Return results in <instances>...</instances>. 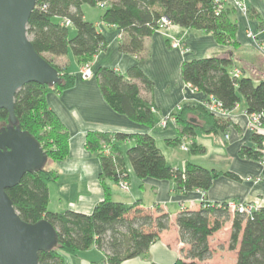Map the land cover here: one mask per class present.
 Returning a JSON list of instances; mask_svg holds the SVG:
<instances>
[{"label":"trees","instance_id":"1","mask_svg":"<svg viewBox=\"0 0 264 264\" xmlns=\"http://www.w3.org/2000/svg\"><path fill=\"white\" fill-rule=\"evenodd\" d=\"M104 3L101 21L114 27L119 34L118 49L122 53L140 57L144 41L159 29L163 19L182 30L212 34L218 44L236 46V24L230 16L232 8L217 12L215 0H36L29 16L26 33L35 52L60 74L61 81L53 86L30 83L14 96V114L21 130L28 132L40 144L47 159L61 161L68 154L66 129L48 108L44 95L48 91L64 92L75 82L73 75L48 60L44 55L64 56L69 51L81 64L105 49L107 42L96 26L85 20L82 6L98 7ZM58 20L55 22L54 20ZM70 26H65L64 21ZM74 31L70 36L69 29ZM229 58L206 57L181 64V78L190 88L221 104L225 112L233 110L240 98L245 102V113L264 115V81L254 83L250 78H235L229 72ZM99 89L107 104L129 120L152 127L155 107L140 97L141 90L151 92L153 83L138 64L129 67L125 75L101 67L95 73ZM197 117V128L206 133L225 132L229 122L216 117L203 105L183 106L173 117L178 128L177 144L183 137L194 136L195 126L190 117ZM7 113L0 110V127L6 124ZM253 147H241L239 156L260 162L263 138L252 134ZM132 141L121 155L119 145ZM85 148L99 157V181L104 197L90 214L73 211L47 210L48 185L55 183L54 171L40 170L25 174L15 187L6 190L20 219L26 223L46 220L56 231L57 245L48 252L38 253V264H65L66 256L75 257L91 246L102 257L90 264H121L144 257L161 232L170 227V215L159 207L145 210L141 202L130 205L111 199L107 180L118 184L126 179L123 159L129 162L138 179L171 180L174 191L185 193L198 190L205 193L212 180L223 175L235 181L240 179L231 172H216L187 163L183 169L167 164L148 134L88 132ZM199 149V148H198ZM199 151H203L202 148ZM227 203L201 202L196 210H183L175 216L178 240L186 246L181 250L183 259L172 264H199L211 257L208 238L231 221L227 250L236 251L232 264H264V206L250 213L231 212ZM156 264V263H151Z\"/></svg>","mask_w":264,"mask_h":264},{"label":"crops","instance_id":"2","mask_svg":"<svg viewBox=\"0 0 264 264\" xmlns=\"http://www.w3.org/2000/svg\"><path fill=\"white\" fill-rule=\"evenodd\" d=\"M110 1L114 0H107V3ZM243 2L247 12L232 8L230 16L237 27V45L234 47L218 44L212 34L186 31L171 25L165 30H156L145 39L142 56L122 53L118 49V31L101 21L103 9L84 5L83 17L102 33L107 42L105 49L97 53L89 64L79 63L70 51L59 57L44 55L75 78L70 89L61 93L48 91L44 95L48 108L57 116L68 136V154L65 159L54 162L51 170L56 173L57 179L48 185V211L69 210L90 214L103 199L99 157L85 148L88 132L145 133L153 138L167 164L175 169H183L189 163L220 173L231 172L240 179L235 181L218 175L205 193L198 190L179 193L174 191L171 180L138 179L124 158L128 190L121 191L118 184L107 180L111 199L127 205L139 201L145 210L152 211L154 207H159L169 213L171 224L150 245L144 257L121 264H172L178 258L183 259L181 250L186 246L178 240L175 216L183 210L198 209L203 200L208 203L243 202L264 206V166L258 161L239 156L241 147H253L243 98L233 110L221 116L229 122L225 132L206 134L197 128L200 126L197 117L191 116L190 120L195 126L194 136L183 137L179 143H173L178 138V128L171 119L183 106H201L209 100V97L183 82L180 72L183 62L212 56L229 58L232 62L229 72L236 70L239 77L250 78L254 83L264 81V0ZM54 21L58 22L56 19ZM69 32L70 36L74 35L71 28ZM176 39H181L182 48L172 47ZM134 64H138L153 83L151 92H140L141 99L155 107L152 127L135 123L115 112L101 94L95 76L101 67L125 75ZM85 65L92 73L89 78L81 76ZM132 143L124 141L119 145L122 156ZM181 145L188 150L183 151ZM67 257L72 256H66V260ZM101 257L102 253L91 246L72 258L80 259V264H90Z\"/></svg>","mask_w":264,"mask_h":264},{"label":"water","instance_id":"3","mask_svg":"<svg viewBox=\"0 0 264 264\" xmlns=\"http://www.w3.org/2000/svg\"><path fill=\"white\" fill-rule=\"evenodd\" d=\"M36 0H0V110L7 113L0 127V264H38V253L52 250L57 231L44 219L22 221L6 190L25 174L43 170L47 155L14 114V96L24 85L53 86L57 70L38 55L26 29Z\"/></svg>","mask_w":264,"mask_h":264},{"label":"built area","instance_id":"4","mask_svg":"<svg viewBox=\"0 0 264 264\" xmlns=\"http://www.w3.org/2000/svg\"><path fill=\"white\" fill-rule=\"evenodd\" d=\"M215 3L217 5V12L221 11L225 7H230L237 9L241 11L242 13L247 12V7L243 0H215ZM97 6L99 8H103L105 6L104 3H98ZM63 24L65 26H70L69 21H64ZM171 24L169 21L163 19L159 25L158 30H165L168 27H170ZM250 36V35H249ZM172 47L173 48H182V43L181 39H176L172 42ZM184 49V48H183ZM264 51V49H263ZM91 70L88 65H85L84 68L81 70V76L83 78H89L91 76ZM231 75L235 78L239 77V72L238 71H233ZM204 108L212 113L216 117H221L223 116L226 112L222 109L221 104L213 99L212 97H209V100L206 101L203 104ZM246 114V113H245ZM247 119H248V126L251 134L259 135L264 139V115L261 113H253V114H246ZM174 121V119H171ZM164 125V123H162ZM181 149L183 151H187V147L185 145H181ZM262 158L261 161L259 162L261 166H264V140H263V148H262ZM118 188L121 191H127L128 190V184L125 181V179H120L118 182ZM226 207L229 211L231 212H240V213H250L253 210H256L259 206L255 205V203H234V202H229L226 204Z\"/></svg>","mask_w":264,"mask_h":264},{"label":"rangeland","instance_id":"5","mask_svg":"<svg viewBox=\"0 0 264 264\" xmlns=\"http://www.w3.org/2000/svg\"><path fill=\"white\" fill-rule=\"evenodd\" d=\"M53 165L54 162L47 160L43 168L45 170H52ZM255 205L260 206V204L257 203H255ZM230 225L231 221L226 222L220 231L208 238V243L211 249V257L209 260L199 264H232L235 262L236 251L227 250ZM70 262L72 264H80V259L77 260L76 258L67 257L66 264H69Z\"/></svg>","mask_w":264,"mask_h":264}]
</instances>
